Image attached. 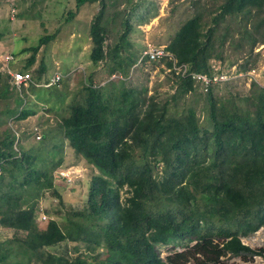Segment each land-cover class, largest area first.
Wrapping results in <instances>:
<instances>
[{
	"label": "trees",
	"instance_id": "1",
	"mask_svg": "<svg viewBox=\"0 0 264 264\" xmlns=\"http://www.w3.org/2000/svg\"><path fill=\"white\" fill-rule=\"evenodd\" d=\"M92 1L75 0V7ZM138 1L126 4L136 10ZM99 2L89 25L90 59L109 60L108 80L82 83L58 124V139L98 173L86 181L82 208H70L61 221L51 217L39 228L37 202L47 191L65 208L54 184L62 158L51 153L58 147L41 141L16 150L13 129L2 133L0 225L14 236L0 253V264L7 259L11 264H233L223 258L262 255L241 237L264 227V87L251 92L247 106L228 99L217 106L214 85L204 91L190 77L175 76L169 98L146 96L125 81L138 57L126 52L131 13L108 15L111 6ZM191 6L192 15L165 46L178 64L206 75L213 74L211 61L228 60L231 67L241 60L236 72L255 66V46L264 44V0H193ZM74 16L70 11L66 20ZM111 23L120 31L112 39ZM50 39L45 35L30 48L27 65ZM114 73L126 78L109 79ZM196 88L205 94L204 122L193 108L177 106ZM16 101L19 105L21 98ZM171 240L187 244L161 257L157 246ZM62 242L71 248L48 250Z\"/></svg>",
	"mask_w": 264,
	"mask_h": 264
},
{
	"label": "rangeland",
	"instance_id": "2",
	"mask_svg": "<svg viewBox=\"0 0 264 264\" xmlns=\"http://www.w3.org/2000/svg\"><path fill=\"white\" fill-rule=\"evenodd\" d=\"M105 1L111 6L107 10L108 15L114 13L116 17H120L124 11L131 13V29L127 36L129 46L126 52L135 57L148 44L166 46L179 25L193 12V0H139L140 5L136 10L133 3L126 4V0ZM99 3V0L86 2L76 9L75 0H0V135L13 129L18 137L17 148L19 144L25 149L37 147L41 141L45 146L56 144L58 148L51 153V157L58 159L61 156V165L58 168L68 174V178L54 180L57 191L63 195L65 208L56 203L50 191L37 202L36 223L39 228H43L51 217L61 221L66 215L65 211L70 208H82L86 181L92 174L98 173L95 167L75 155L65 141L58 139V124L67 115V105L78 93L82 83L88 78L94 84L100 85L108 80L109 60L105 58L94 63L90 59L89 25L99 10ZM12 9H15V12L12 13ZM70 11H75V16L67 21L66 16ZM115 21L118 22V19ZM115 26L114 23L109 26L108 36L111 39L120 33L119 30L116 31ZM45 35H50L51 39L38 48L34 62L27 65L30 48ZM109 38L105 40V44L111 42ZM254 52L259 53L258 61L253 68L246 71L236 72V66L241 60L231 67L228 60L211 61L215 68H229L235 74L228 82L213 86L212 96L217 106L223 99L235 100L247 106V98L251 92L255 93L264 87V44L256 45ZM8 53L13 54L14 59L7 64L4 56ZM6 66L11 71L29 72L33 82H41L53 72L60 73L62 79L58 85L51 87H39L29 82L20 89H15L8 82ZM132 66L125 80L127 85L145 90L146 96H152L160 102L173 93L176 78L166 70L164 63ZM16 98H21L19 105ZM177 106L193 108L199 122H204L207 111L205 94L198 88L195 92H189L179 98ZM44 130H49L45 140L38 139L36 136H42ZM75 195L81 197L75 198ZM124 195L121 191L122 198ZM42 215L45 219L41 218ZM13 236L12 229L0 225V253H3ZM241 240L264 252V227L241 237ZM13 244L16 246V243ZM186 244V240H171L167 244L158 245L157 250L159 255L164 257L168 253L182 250ZM69 248L70 245L62 242L48 250L63 253ZM119 257L114 255L115 259ZM223 261L233 264H264V253L246 260L230 256L223 258ZM3 264H11L10 259ZM30 264L41 263L33 261Z\"/></svg>",
	"mask_w": 264,
	"mask_h": 264
},
{
	"label": "built area",
	"instance_id": "3",
	"mask_svg": "<svg viewBox=\"0 0 264 264\" xmlns=\"http://www.w3.org/2000/svg\"><path fill=\"white\" fill-rule=\"evenodd\" d=\"M15 12V9H12V13ZM14 59L13 54L8 53L4 56V61L8 64L10 61ZM163 61L170 62V66L166 67V70L171 74L179 77H190L192 80L201 84L204 91L215 84H222L226 83L230 80L231 77H234L233 71L225 72V71H218V68L213 66V74L206 75L201 73H193L190 72L185 64H178L174 56L166 50L165 46H151L148 44L142 50L139 51L137 60L135 61L132 67L142 65L145 63H160ZM6 72L9 74L8 82L11 87L15 89H20L22 86L27 85L31 82L35 86L39 87H51L58 85L60 80L62 79V75L58 72H53L50 77L42 80L41 82H33L31 78V74L29 72H24L21 70L11 71L7 66L5 68ZM124 77L120 73L111 74L109 79H119L124 80ZM17 135V134H16ZM38 139L40 138L39 135L36 136ZM18 137L16 136V141L14 143L15 149L18 150L16 147ZM55 178H68L67 172L63 169H56L55 171ZM42 219H45V216L42 215Z\"/></svg>",
	"mask_w": 264,
	"mask_h": 264
}]
</instances>
